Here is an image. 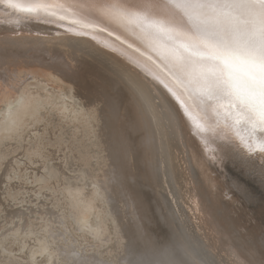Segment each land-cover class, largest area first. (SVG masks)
Masks as SVG:
<instances>
[{"label": "water", "instance_id": "95a60500", "mask_svg": "<svg viewBox=\"0 0 264 264\" xmlns=\"http://www.w3.org/2000/svg\"><path fill=\"white\" fill-rule=\"evenodd\" d=\"M42 3L40 16L27 18L0 4V40L80 42L136 76L156 104L165 155L177 172L176 195L193 208L194 215L180 201L201 229L197 234L215 249L214 260L223 264L219 255L229 264H264V202L258 190L255 198L236 191L232 167L237 148L244 150L239 137L249 139L247 126L225 120L227 105L217 115L215 104L202 103L194 83L197 53L214 41L255 55L264 45V7L255 0ZM259 157L257 149V167Z\"/></svg>", "mask_w": 264, "mask_h": 264}, {"label": "rangeland", "instance_id": "374dc122", "mask_svg": "<svg viewBox=\"0 0 264 264\" xmlns=\"http://www.w3.org/2000/svg\"><path fill=\"white\" fill-rule=\"evenodd\" d=\"M1 45L8 46V44L6 43L0 44V57H2L6 51L4 46ZM42 47L43 46L29 45L27 48L24 49V52L25 53L31 52L29 53V55L31 54H33L34 56L45 55V58H51V56L48 57V55L52 53L49 50V48L46 47L45 49L42 50ZM29 55L26 54V57L24 56L25 58L22 57V59L21 57H19L20 61L27 60L29 62L31 60V57ZM3 62H0V83L4 85L6 84L7 86L11 85L12 83L18 84L15 74H17L18 71H20L19 68L20 69L22 68L23 70L24 68L26 70H37L39 68V66L19 67L15 63L16 61L13 58L8 59L7 62L5 60ZM10 69L13 70L10 71ZM14 69L16 71H14ZM13 71L15 72V74H13L14 73ZM40 74L42 73L36 74L37 78H33L31 75L27 76L28 78L25 77V80H23V84L24 82L31 84V88H32L31 90L33 92L34 91L38 92L42 97H45L46 93L43 90H40V88L42 87L43 84L47 85L48 79L46 78L45 75L42 74V76H40ZM35 79H37V81ZM48 89L51 90L50 87H48ZM64 91L69 95L71 94V90L68 86H64ZM76 102L81 106H84L86 101L85 99L83 101V99L80 100L78 98L76 99ZM97 115H98L97 117L98 120H96V122H92L91 126L87 128L82 124L80 125V123L68 122L67 120L62 119V116L56 110H52L49 108L48 112L46 110H42L38 114V117L40 118L39 121L35 123H31L32 125L28 124L21 127L19 130L20 133L19 132L17 134L12 133L13 135L12 136L10 135L11 136L10 138L9 136L8 137L6 136L0 140V174L2 173L0 176V184L1 182H3V184L0 185V235L1 232L3 231L2 235L0 236V241L3 240L0 242V262L2 264H32V263L44 264L48 261L49 264L50 263L61 264V262L63 261L62 264H76V262L72 258H69L68 256L71 255V251L69 250L75 249V251L77 250L78 254H80L81 257L84 256L85 253H87L85 254V258L82 257L83 260L84 259L86 260L82 261L80 264H92V261L95 258L105 262L106 264L109 263L126 264L125 263L126 258H129L127 253L128 251L125 250L127 248L122 245H124V242L126 245V242L128 240L127 239L128 237L124 233L126 227L128 226L130 227V223L132 221L131 219H134V216L132 215L133 211L131 208L132 206L135 207L134 205L136 203L142 214L145 212L144 215L146 213L151 215V213L154 212L155 215L162 216L161 222L163 223L164 229H160V231L158 230L156 236L160 239L161 238L160 233L162 231H165L168 237L160 239V243L166 248L167 247L172 248L170 255L173 256V260L172 258H169L170 256L167 257V255H163L162 257H160V256H154L152 253H150L147 258L151 259L154 262V264H200L201 262L199 261L198 257L193 256L195 254H198L201 259L206 261L203 255H200V253L191 244L190 239L187 236L186 230L182 228L181 222L178 220L176 224L170 223L173 219L175 220V218L177 217L174 215L173 210L168 206V202L163 205L164 210H159L155 206H152V209H150L149 203H151L152 205V203L155 202V200L154 201L150 200L149 198H147L146 195L145 197L147 198V200L144 198V195L139 196L137 192L132 190V194L135 198L130 203L128 200V196L126 194L125 195L121 194V191L118 186L119 182H117L118 180L117 177L119 173H121L122 163L124 166L123 173L126 175L127 178L129 176L132 177L135 175V178L132 177V179L134 180V186L136 188H137L136 178L140 177L141 179V172L144 169L146 163L144 162V160L143 163H140L137 157L131 158L130 165L136 164V167L133 168L132 170H129V168H127L125 165L127 163L126 160H128V158L123 156V158L118 159L113 149L112 143L114 140L112 133L117 134L115 132L116 127L113 125V123H109V118L106 116V114L104 115L98 113ZM109 127L111 128V131L109 130ZM142 140L143 139L139 140V142L141 143ZM27 150H28V155L32 153L35 156H38L36 163L37 165L36 164L34 166L31 165L30 162V160L32 159L31 156L34 155L32 154L30 156L26 155ZM22 152L23 154H20ZM24 152L26 154H24ZM46 152H49L48 155L46 154ZM15 157L16 158L19 157V158L15 159ZM46 157H48L49 159L47 158L48 159L47 160ZM21 159L22 161H20ZM23 159L26 161H24ZM42 166L43 168H41ZM24 167L26 168L24 169ZM28 169H32V170L35 169V170H33L34 171L33 172L32 170H28ZM2 170L4 171L5 174L2 172ZM44 171L46 172V175H44L45 173ZM20 172L21 175H19ZM47 172L49 173L48 175ZM35 173L38 174V176H40V174H42L41 175L42 177L46 176L44 177L45 179H47L46 183L45 184L34 183L32 182V179L27 178V176L25 175V174H29L30 177L31 175L37 176ZM131 173H133V175H130ZM56 181L57 183H55ZM138 181L142 182L140 180ZM142 184L144 183L142 182ZM6 186L8 188H6ZM74 186L75 188H73ZM4 188H6V190ZM80 188L83 193L81 195L82 199L84 200L93 199L94 202L95 208L93 210V216L91 217V224H93L96 227H101L100 225H102L103 222L101 229L104 230V232L101 231V234L103 233L104 234L98 235L99 237L96 235L95 237L93 234H90L85 228L81 227L79 223V218H78L79 206L74 204V200L72 196L69 195L70 194L69 192ZM130 188L132 187L130 186ZM148 188H150L153 191L155 190L152 187H148ZM60 191H62V193ZM28 196L32 198L30 199V197ZM51 197L53 200L51 199ZM123 198L126 199V202ZM74 205H76L78 208ZM73 211L76 213H74ZM159 211H161V214L159 213ZM60 215H62V217ZM74 215L75 217H73ZM59 217L61 220L59 219ZM77 218L78 221L75 220ZM116 220L118 222L117 225H116L117 222H115ZM167 221L170 223V225H166ZM23 223H25V227ZM54 223L57 225H55ZM64 223L66 224L65 225L66 228L64 227ZM53 225H55L56 227ZM103 227L105 228L103 229ZM117 227L120 229L117 230ZM15 232H17V235H15L16 234ZM45 233L48 236H42L43 234L45 235ZM20 234H22V236ZM123 235L124 237L126 236L127 238L126 237L121 238V236ZM170 237L173 238L174 242L171 241ZM64 238L65 240L66 239L67 240L65 241ZM51 239H54L55 241ZM184 239H188V240L185 241ZM72 240L77 241L78 243L73 242ZM42 243L43 244L45 243L43 246H47L49 248V253L44 254L46 256L42 254L44 258L41 257L42 256L41 253H38L40 248H42L41 246ZM59 245L61 246V248ZM65 245H67V247ZM76 245L79 246L77 247ZM69 246L70 247L73 246L71 247L72 249ZM81 249L82 250L85 249V250L82 251ZM56 250L59 253L56 252ZM33 252L34 253L37 252L34 259L32 258ZM50 253L51 254L53 253L52 254L53 257L55 256L52 262H51V258L48 257V256L52 257ZM90 253L92 254L88 255ZM55 254H57L58 256ZM24 260H27L28 263ZM207 264H210L209 261L207 262Z\"/></svg>", "mask_w": 264, "mask_h": 264}, {"label": "bare ground", "instance_id": "6f19581e", "mask_svg": "<svg viewBox=\"0 0 264 264\" xmlns=\"http://www.w3.org/2000/svg\"><path fill=\"white\" fill-rule=\"evenodd\" d=\"M2 43H6V44H8V46L1 45V46H4L6 51H5L4 55L2 57H0V62H3L4 60L7 62L8 59L13 58V59H15V61H16L15 63L19 67H24V66L25 67H28V66L29 67L30 66H37L38 67L39 66V68L37 70H26L25 68L23 70L22 68L21 69L19 68L20 71H18L17 74H15L14 71H16V70L14 69V71H13L14 73L13 72H11V73L16 75V79L18 81L17 82L18 84H14L11 82L13 85L11 84V85L7 86L6 84L4 85V84L0 83V140L6 136L7 137L9 136V138H10L13 134H15V133L17 134L21 127L39 121L40 118L38 117V114L42 110H46L48 112L49 108L52 110H56L62 116V119H65L68 122L80 123V125L82 124L87 128H89L91 126L92 122H96V120H98V118H97L98 113L104 114V115L106 114V116L109 118V123H113V125L116 127L115 132L117 134L111 132L112 136H113V140H114L112 145H113V149H114V152L116 154V157L118 159L123 158V156L128 158V160H126L127 163L125 165L127 168H129V170H132L133 168L136 167V164L130 165L131 164V158L137 157L140 163H143V160L146 163L144 169L141 172V179H140V177L136 178L137 188L134 186V180L132 179V177L135 178V175L132 177L129 176L127 178L126 175L123 173L124 166L122 163L121 173H119V175L117 177V179H118L117 182H119L118 186H119V189L121 191V194H123V195L126 194L128 196V200L130 203L135 198L132 194V190L137 192V194L139 196L144 195V198L146 200H147V198H149L152 201L155 200V202H153L152 205H151V203H149L150 209H152V206H155L159 210H164L163 205L168 202V206L173 210L174 215L178 218V219L175 218V220L173 219L170 223L176 224L178 222V220L181 222L182 228H184L186 230L187 236L190 239L191 244L200 253V255H203V257L206 261L201 259L198 254H195L193 256L198 257L199 261L202 264H207L208 261L210 264H221V262L218 263L216 260H214L212 250L215 251V249L206 241L207 239H204L205 237L203 235L199 236L197 234L198 232L196 230L197 229L201 230V229L199 228L198 225H197V227L194 225V223L191 220L192 218H190L188 216V213H187V211H185L183 204L180 203V201L183 200L184 198L180 197L178 194L176 195V191L174 188V185H175L174 181L177 180L176 179L177 178V174H176L177 172L175 169H172L173 166H171L170 154L168 157L169 162L167 160V155H165L166 154L165 148H164V146H165V143H164L165 133H164L163 125L159 119L156 104L153 102V99H152L149 91L146 89V87L143 85V83L140 82L136 76H134L133 74H131L127 70L123 69L121 66H119L113 62H110L109 58H107L105 55L99 54L98 51H95V50L91 49L90 47H86L85 45H83L80 42H62V41L61 42H58V41H56V42L55 41L44 42V41H41L39 39L6 38V39L0 40V44H2ZM18 45H20V46H18ZM27 45L28 46L29 45L30 46H43L42 50L45 49L46 47H48L49 50L53 54L51 53L48 55V57L51 56V58H45V55L44 56L43 55L42 56H39V55L34 56L33 54L29 55V53H31V52H29V53L24 52V49L28 47ZM26 54L31 57V60L29 62L27 60L26 61H20L19 57H21V59H22V57H24V56L26 57ZM5 64H7V63H5ZM11 70H13V69H10V71ZM38 73H42L48 79L47 85L41 83L44 86L42 85V87L40 88V90H43L46 93L45 97H42L38 92H35V91L33 92L31 90L32 89L31 84H29L27 82H24V84H23V80H25V77L28 78L27 76L31 75L33 78H37L36 74H38ZM42 74H40V76H42ZM35 80L37 81V79H35ZM64 86H68L70 88V90H71L70 95L64 91ZM48 87H50L52 91L49 90ZM53 90H54V92H53ZM56 91H57V93H56ZM78 98L80 100L83 99V101L85 99L86 102H85L84 106H81L80 104H78L76 102V99H78ZM109 130L111 131L110 127H109ZM141 139H143V140L140 143L139 140H141ZM38 149H39V147H38ZM33 153H34V151H33ZM48 153L49 152H46L47 155H48ZM20 154H23V152ZM24 154H26V153L24 152ZM26 155H28V150H27ZM30 155H28V156H30ZM32 155H34V154H32ZM16 157H15V159L19 158V157L18 158H16ZM31 157H32V159L31 160L29 159V160L31 162V165L34 166L37 163V157L38 156L34 155ZM23 158H24V155H23ZM47 158L48 157H46V159ZM20 161H22V159ZM24 161H26V160H24ZM26 163H28V162H26ZM28 166H29V164H28ZM25 168L26 167H24V169ZM29 168H30V166H29ZM41 168H43V166ZM18 169H20V168H18ZM28 170H32V169H28ZM28 170H26V171H28ZM33 170H35V169H33ZM32 171H31V173H32ZM2 172L4 173L3 170H2ZM36 172H37V170H36ZM1 174H0V176H1ZM48 174L49 173L47 172V175ZM170 174L172 175V177H170ZM175 174H176V176H175ZM19 175H21V172ZM22 175H24V174H22ZM25 175L27 176V178L32 179V182H34V183L45 184L47 181V179L44 178L46 176L42 177L41 176L42 174H40V176H38V174H36L37 176L31 175V177L29 176V174H25ZM44 175H46V172L44 173ZM130 175H133V173H131ZM138 180L142 181L145 185L142 184V182H139ZM1 181H2V179H1ZM51 182H52V180H51ZM55 183H57V181ZM1 184H3V182H1ZM31 184H33V183H31ZM53 184H54V182H53ZM130 186L132 188H130ZM147 186L152 187L155 190L153 191L150 188H148ZM6 188H8V187L6 186ZM6 188H4V189L6 190ZM73 188H75V186ZM62 191H60V192L62 193ZM94 192H95V190H94ZM69 193H70L69 195H71L73 200H74V204L79 206L78 218H79V223H80L81 227L85 228L90 234H93L94 236L100 235L101 231L104 232V230L101 229L103 222H102V225H100L101 227H96L93 224H91V217L93 216V210L95 208L93 199H89V200L82 199L81 195L83 193H82L81 188L70 191ZM69 195H68V197H69ZM145 195L147 196V198L145 197ZM13 197H14V195H13ZM28 197H30V196H28ZM59 197H60V195H59ZM66 197H67V194H66ZM31 198L32 197H30V199ZM51 199H52V197H51ZM70 199H71V197H70ZM123 199L126 202V199L125 198H123ZM35 200H36V198H35ZM73 200H72V202H73ZM183 201H184L183 203H185V206L187 207L188 204L186 203L185 200H183ZM67 204H68V202H67ZM118 204H119V202H118ZM138 204H139V202H138ZM76 205H74V206H76ZM109 206H111V205H109ZM134 206L135 207L132 206V208H131L133 211L132 215L134 216V219L130 218L132 220L130 223V227L129 226L126 227L125 233L123 232L128 237L127 238L125 236L128 239L126 242V245H125V242H124V245H122V246H125L127 248L125 250L128 251L127 253H128L129 258H126V261H128L129 264H134V261L137 259V257H140V256L148 257L150 253H152L154 256H160V257H162L163 255H167V257L170 256L169 258H172V260H173V256L170 255L172 248H170V247L166 248L160 243V239L168 237L166 232L162 231L160 233L161 234L160 239L156 236V233L158 230L160 231V229H164L163 223L161 222L162 216L161 215L157 216V215H155L154 212L151 213V215L147 214V213L144 215L145 212L143 214L140 212V209H139L137 203ZM117 207H118V205H117ZM187 208L190 210L191 213L193 211V215H194L193 208L191 206H188ZM67 209H68V207H67ZM74 213H76V212H74ZM159 213L161 214V211H159ZM164 213H165V211H164ZM126 214H128V213H126ZM60 216L62 217V215H60ZM73 217H75V215ZM76 217H77V215H76ZM95 217H96V215H95ZM78 218L75 220L78 221ZM193 218H194V216H193ZM59 219H60V217H59ZM71 220H72V218H71ZM115 222H117V220ZM25 223H26V221H25ZM25 223H23L24 227H25ZM167 223H166V225H170V223L168 221H167ZM117 224H118V222L116 223V225ZM55 225H57V224H55ZM55 225H53V226H55ZM65 225L66 224L64 223V227H65ZM104 228L105 227H103V229ZM20 229H21V227H20ZM119 229L120 228L117 227V230H119ZM18 230H19V228H18ZM16 231H17V229H16ZM40 231H41V229H40ZM49 231H50V229H49ZM87 231H85V232H87ZM2 232H1V235H2ZM78 232H80V231H78ZM15 233L14 234L17 235V232H15ZM20 233H22V232H20ZM27 233H30V232H27ZM33 233H34V231H33ZM67 234H68V232H67ZM103 234H101V235H103ZM117 234H120V233H117ZM20 235L22 236V234H20ZM42 236H48V235H46V233H45V235L43 234ZM61 237H62V235H61ZM68 237H70V236H68ZM123 237H124V235L121 236V238H123ZM202 238L208 243V245L203 241ZM101 239H102V237H101ZM170 239L172 242H174L172 237H170ZM51 240H54V239H51ZM64 240H65V238H64ZM184 240L187 241L188 239H184ZM1 241H3V240H1ZM73 242H77V241H73ZM122 242H123V240H122ZM44 244L42 243V245H41L42 248H40V250L38 251V253H41V255L42 254L44 255L45 253H49V248L47 246H43ZM49 245H51V244H49ZM65 246L67 247V245H65ZM56 247H57V245H56ZM69 247H68V249H69ZM71 247H73V246H71ZM60 248H61V246H60ZM117 248H118V246H117ZM36 249H38V248H36ZM51 250H53V249H51ZM83 250H85V249H83ZM2 251H3V249H2ZM69 251H71V255H68L69 258H72L76 262V264H80L82 261L86 260V259L83 260L82 257L85 258V254H87V253H85L84 256L81 257L80 254H78L77 250L75 251V249H72ZM56 252H58V251L56 250ZM36 253L37 252H35V253L33 252V254H32L33 259L36 255ZM69 254H70V252H69ZM91 254L92 253H90L88 255H91ZM43 255L41 257H43ZM55 255H57V254H55ZM44 256H46V255H44ZM48 257L51 258V262H52V260L54 259L55 256L53 257V255H52V257L51 256H48ZM64 257H65V255H64ZM218 257L221 259L223 264H229V263L224 262L219 255H218ZM12 260H14V259H12ZM27 260H24V261L27 262ZM68 260H65V261H68ZM37 261H39V260H37ZM126 261H125V263H126ZM62 262H61V264H62ZM44 264H49V262L47 261ZM92 264H106V263L95 258L92 261Z\"/></svg>", "mask_w": 264, "mask_h": 264}, {"label": "snow or ice", "instance_id": "6c2138e0", "mask_svg": "<svg viewBox=\"0 0 264 264\" xmlns=\"http://www.w3.org/2000/svg\"><path fill=\"white\" fill-rule=\"evenodd\" d=\"M231 3L233 0H218ZM264 7V0H255ZM16 13L27 17H39L44 9L42 0H0ZM18 22V18H14ZM194 83L202 103L215 104L213 111L220 115L219 109L227 105L234 124L247 126L248 137L240 136L241 150L237 148L232 167L236 191L245 198H255L258 190L264 202V45L250 56L245 51L223 40L205 46L197 53ZM260 134L258 143L250 138ZM239 135V133H237ZM260 153L259 166L254 163V154ZM126 264H129L126 261ZM134 264H154L144 256L137 257Z\"/></svg>", "mask_w": 264, "mask_h": 264}]
</instances>
